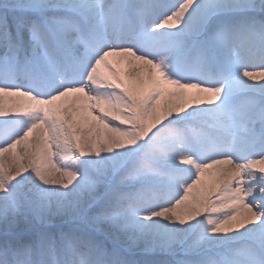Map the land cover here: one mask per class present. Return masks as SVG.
Wrapping results in <instances>:
<instances>
[{"label": "snow or ice", "instance_id": "obj_1", "mask_svg": "<svg viewBox=\"0 0 264 264\" xmlns=\"http://www.w3.org/2000/svg\"><path fill=\"white\" fill-rule=\"evenodd\" d=\"M0 264H264V0H0Z\"/></svg>", "mask_w": 264, "mask_h": 264}]
</instances>
